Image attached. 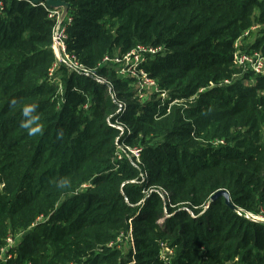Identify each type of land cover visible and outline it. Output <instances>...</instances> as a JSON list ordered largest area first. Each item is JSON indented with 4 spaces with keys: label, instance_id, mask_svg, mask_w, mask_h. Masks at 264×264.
Instances as JSON below:
<instances>
[{
    "label": "trees",
    "instance_id": "16d2710c",
    "mask_svg": "<svg viewBox=\"0 0 264 264\" xmlns=\"http://www.w3.org/2000/svg\"><path fill=\"white\" fill-rule=\"evenodd\" d=\"M61 1L73 16L69 51L113 84L126 111L65 68L59 92L53 22L40 6L6 1L0 256L27 233L0 264H264V220L247 216L264 219V76L235 58L264 25V0ZM140 47L160 49L138 71L171 91L167 104L140 103L137 77L103 63ZM246 50L264 55V36ZM219 191L236 210L212 200Z\"/></svg>",
    "mask_w": 264,
    "mask_h": 264
},
{
    "label": "built area",
    "instance_id": "2783aa9c",
    "mask_svg": "<svg viewBox=\"0 0 264 264\" xmlns=\"http://www.w3.org/2000/svg\"><path fill=\"white\" fill-rule=\"evenodd\" d=\"M6 1L7 0H0V15H4L6 12ZM24 1L31 3L33 6L42 7L47 13L48 19H50L54 24L53 33L51 37V48L54 55V62L50 69V75H53L54 72L56 70L58 71L60 68H65L69 73H74L82 77L91 78L97 83L105 85L107 87V93L110 96L112 102L115 103L119 108L116 114L119 115L125 113L126 105L118 101L117 91L115 90L113 84L108 79L98 75L94 70L88 69L84 64L80 62L76 55L72 54L69 51L67 42L69 39V29L73 24V16L71 14L70 5L61 0H41L40 2H34L33 0ZM159 51L160 49H147L140 47L137 51H133L124 58H117L111 60L106 57L103 63H106L108 61L115 62L117 66H120V69H118L119 77L126 79L128 77H131L129 74H132V71H129L130 69L126 70L124 67L121 66V63H123V61H125L127 58L134 56L136 59V61L133 63L135 67L134 70L137 71L140 75V77H137V79L139 80L140 90L142 92L144 89L142 88L141 82L145 85H150L152 87H156L157 83L154 80L150 79L144 71L139 72L138 67L145 61L146 54L155 55ZM252 56H255V54L248 55L247 53L239 52V54H237L235 57L236 63L238 65L247 66L253 73H256L258 75L260 72L264 71V55L257 59H253ZM134 75L132 77H136ZM141 92L139 95L140 100L142 98ZM109 124L111 125V123ZM111 126L117 128L121 132V135L124 134L126 131V127L123 124L117 123ZM133 153L137 158H139V150L133 151ZM172 255L173 252L166 246H163L161 257L165 260H170L169 256Z\"/></svg>",
    "mask_w": 264,
    "mask_h": 264
},
{
    "label": "rangeland",
    "instance_id": "374dc122",
    "mask_svg": "<svg viewBox=\"0 0 264 264\" xmlns=\"http://www.w3.org/2000/svg\"><path fill=\"white\" fill-rule=\"evenodd\" d=\"M264 31V25H258L255 24L254 28H252L251 33H253V36H246L247 39L240 41V43L238 44L239 47L243 46L245 48L244 51H241V53H246L245 51H247L246 49L253 45L257 39L261 38L264 36V34H262L261 32ZM255 56H252L253 59H257L259 57H262L263 53L260 51H257L254 53ZM136 61L135 57H129L127 58L125 61H123V63H121V66L124 67L126 70L132 71V74L135 75L136 77H140L139 73L137 71L134 70V65L133 63ZM257 61V60H256ZM118 69H120V66H117ZM128 73V71H127ZM132 74H129L130 76H133ZM259 76H264V71L260 72L258 74ZM49 76H50V81L52 82V84L57 88V90L59 92H63V86L61 84V80H62V74L60 73V71H55L53 75H50L49 72ZM52 76V77H51ZM251 83L255 84V82L251 81ZM142 88L144 89L142 92L140 90V83L138 80V83L136 85H132L134 88V91L137 89V92L135 94L136 97L139 98L140 92H141V101L140 103H150V102H156V103H161V104H167L169 101H171L172 96H171V91L170 90H165V91H161L160 88L156 85V87H152L150 85H145L144 83H142ZM168 101V102H167ZM174 103L176 104H185V103H189L186 102L184 100H175ZM173 103V104H174ZM172 104V105H173ZM134 155V154H133ZM4 187V184L0 183V193L2 192ZM249 218L252 219H257L260 221H263L264 219L262 217H253L252 215H247ZM43 220V219H41ZM27 231H22V232H16V234L14 235V237H11V239L9 240V244L8 246L4 249L2 255L0 256V258L4 261L6 259V255L8 253V250L11 247H16V245L19 243V241L21 240V237H23L24 235H26ZM118 246L121 248V250L123 251L124 254H127L132 245L129 242L128 239H124V238H118ZM167 253V252H166ZM173 256H169V259H172Z\"/></svg>",
    "mask_w": 264,
    "mask_h": 264
},
{
    "label": "water",
    "instance_id": "95a60500",
    "mask_svg": "<svg viewBox=\"0 0 264 264\" xmlns=\"http://www.w3.org/2000/svg\"><path fill=\"white\" fill-rule=\"evenodd\" d=\"M34 2H40L41 0H33ZM218 197H225L226 199V203L232 207L233 209H235L234 206H232L231 202H230V196L229 193L227 191H219L218 193H216L213 197L212 200H215ZM236 210V209H235ZM238 210V209H237Z\"/></svg>",
    "mask_w": 264,
    "mask_h": 264
},
{
    "label": "clouds",
    "instance_id": "9594fccd",
    "mask_svg": "<svg viewBox=\"0 0 264 264\" xmlns=\"http://www.w3.org/2000/svg\"><path fill=\"white\" fill-rule=\"evenodd\" d=\"M31 110H32L31 107L25 108L24 110L25 115H27Z\"/></svg>",
    "mask_w": 264,
    "mask_h": 264
}]
</instances>
